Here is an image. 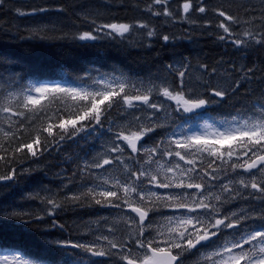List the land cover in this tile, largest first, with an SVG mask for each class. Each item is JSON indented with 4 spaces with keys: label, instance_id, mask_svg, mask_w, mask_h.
<instances>
[{
    "label": "snow or ice",
    "instance_id": "obj_1",
    "mask_svg": "<svg viewBox=\"0 0 264 264\" xmlns=\"http://www.w3.org/2000/svg\"><path fill=\"white\" fill-rule=\"evenodd\" d=\"M20 3L0 9L48 20L23 29L30 39L150 51L177 39L161 34L165 24L187 23V38L214 36L238 59L172 52L143 75L112 65L44 78L0 51V187L51 171L48 185L22 196L35 209L0 206V228L68 234L42 253L6 247L0 264H264V59L247 62L264 49V0ZM125 7L137 15L120 18L114 10Z\"/></svg>",
    "mask_w": 264,
    "mask_h": 264
},
{
    "label": "trees",
    "instance_id": "obj_2",
    "mask_svg": "<svg viewBox=\"0 0 264 264\" xmlns=\"http://www.w3.org/2000/svg\"><path fill=\"white\" fill-rule=\"evenodd\" d=\"M38 0H23V3L33 4ZM117 2L130 5L136 0H117ZM221 0H208L210 5L218 4ZM177 0H173V7L176 6ZM16 6H22L20 0H16ZM117 15L126 20L134 18L137 14L130 8L125 7L116 9ZM7 20L8 23H0V51L7 52L13 58L22 57L17 62L24 66H31L34 70L43 74L44 78H60L65 72H75L87 66H112L120 67L134 74H145L151 65L159 62H166L172 52L183 56H207L210 61L218 59H238V54L234 52L231 46L218 44L214 36L199 35L198 33H190L191 39L187 38L185 28H188L187 23H167L161 28V34L167 32L170 35H175L177 39L164 42L155 40L150 51L142 49H129L123 51L115 42L110 43L107 40L97 42L72 41L70 39H30L27 38V33L24 28L35 25L36 23H47L48 20H39L33 17H19L11 12H6L0 9V21ZM154 24L158 27L163 23V18L154 20ZM11 24H16L20 27L21 32L17 35L15 32H8L6 29ZM212 31V30H209ZM50 36L52 34H49ZM25 37L21 39V37ZM159 54V59L157 58ZM264 59V49H256L248 55V64H256L259 66L260 61ZM239 62V61H238ZM110 70V69H109ZM260 76L261 73H257ZM243 91V89H242ZM63 103V101H61ZM68 107H71L69 101ZM221 115L223 109H217ZM41 121L36 120L31 128H39ZM0 142H3V134L0 133ZM70 149L66 148L65 152ZM64 155V153H61ZM60 157H56L59 159ZM46 159H51L46 157ZM28 165H25L27 167ZM52 171H55L53 169ZM51 179V171H37L30 174L29 178L19 185H13L11 188L4 189L0 187V206L12 205L14 207L27 209H35L39 201L35 203H25L22 196L28 193L39 191L41 186L49 184ZM44 195V193H40ZM98 215H107L105 212ZM64 220L74 219L70 216L63 217ZM50 223V221H49ZM19 222L11 221L6 227L0 228V249L6 247L23 244L32 252L42 253L44 245L48 240L55 238L66 237L67 233H59L46 225L39 227L23 226L17 227ZM51 232L52 235L43 236L41 233ZM196 257H189V264Z\"/></svg>",
    "mask_w": 264,
    "mask_h": 264
},
{
    "label": "rangeland",
    "instance_id": "obj_3",
    "mask_svg": "<svg viewBox=\"0 0 264 264\" xmlns=\"http://www.w3.org/2000/svg\"><path fill=\"white\" fill-rule=\"evenodd\" d=\"M213 132H214V129H208V130L206 131V135L208 136V138H209V137H210V138L214 137V136H213ZM0 254H3V251H0Z\"/></svg>",
    "mask_w": 264,
    "mask_h": 264
},
{
    "label": "bare ground",
    "instance_id": "obj_4",
    "mask_svg": "<svg viewBox=\"0 0 264 264\" xmlns=\"http://www.w3.org/2000/svg\"><path fill=\"white\" fill-rule=\"evenodd\" d=\"M94 66H95V64H94ZM69 220V219H68Z\"/></svg>",
    "mask_w": 264,
    "mask_h": 264
}]
</instances>
